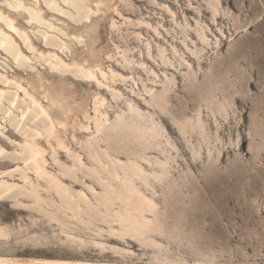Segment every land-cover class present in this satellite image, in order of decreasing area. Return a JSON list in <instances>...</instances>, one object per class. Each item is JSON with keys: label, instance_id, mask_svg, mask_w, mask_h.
<instances>
[{"label": "rangeland", "instance_id": "rangeland-1", "mask_svg": "<svg viewBox=\"0 0 264 264\" xmlns=\"http://www.w3.org/2000/svg\"><path fill=\"white\" fill-rule=\"evenodd\" d=\"M56 1L64 9L73 11L62 0ZM88 1L94 13L91 21L84 24L51 10L44 0L24 1L64 32L48 29L66 42L68 49L62 51L57 45L46 43L40 32L44 26L31 21L26 10L11 8L0 0V10L10 16L20 30L28 32L34 47L30 49L0 19V28L11 34L30 58L21 65L0 47V73L14 80L11 85L0 80V88L7 91L0 99V148L5 150L4 153L0 150V180L27 188L29 185L24 177L27 171L34 183L42 185L40 189L45 188L41 193L50 202L44 211L25 195L15 196L11 192L0 198V226L7 233L0 236V260L3 264H264V0H219L221 11L227 13L218 16L225 37L211 20L208 0H156L169 4L180 23L186 18L193 26L195 18L199 17L195 10L198 8L202 21L211 29L207 31L211 45L201 53L200 67L181 42L183 34H177L173 40L171 35L164 33L170 43L178 45L191 66H183L180 71L167 67V75L174 77L177 84L162 109L144 101L145 97L149 100L150 97L143 84L160 90L164 79V67L158 66L144 52L147 40L154 51L157 42L168 49L169 42L140 22L146 20L156 26L160 21L172 30L176 26L171 15L149 0H129L134 7L128 0ZM75 36H80L82 42ZM191 38L197 41L192 31L189 32L190 45ZM124 51L135 60L146 61L160 77L148 76L141 68L124 67ZM51 52L58 53L68 66L54 68L48 59ZM75 64L94 67L102 83L75 75ZM100 67L109 75L114 70L127 79L112 83L103 78ZM191 69L198 72L197 79L190 76ZM108 84L121 91L122 98H114ZM17 86H22L29 94L25 95ZM16 92L21 96L17 104L20 108L10 103ZM31 97L46 107L51 118L43 117L37 123L43 127L52 121L54 134L43 130L42 135L31 137L27 131L30 126L34 127L33 122L27 121L25 128L10 122L6 111L11 109L19 119L22 110L33 108ZM100 98L107 100L102 110H107L111 120H115V114L128 112L126 101H132L146 113L152 112L165 130L161 145L144 151L152 162L158 158L167 161L169 175L161 182L151 179L149 186L135 181L137 187L158 205L157 216L146 212L154 225L147 236L141 237L115 221L122 214L123 205L120 200L114 201L116 205L108 203L101 196L104 184L111 182L114 187H123L102 171L84 148L89 138L96 134L95 106ZM199 112L206 123L207 135L198 129L183 132L181 125L188 118L195 119ZM113 137L110 133L109 144L101 142L102 149L112 148L110 157L102 160L108 168L112 167L108 170H113L109 161L114 157L115 161L120 159L123 163L140 161L148 172L154 171L153 166L133 154V151H142L137 141L125 137L123 143L118 135ZM29 140L37 141L47 159V169L52 174L57 173L55 177L65 187L72 188H69L70 195L75 201L83 194L84 199L91 201L92 209H96L93 212L82 203L88 219L84 214L81 220L70 211L65 212L59 206V194L55 190L48 191L49 187L41 183L43 180L37 182L32 169H27L25 161L19 158L23 150L19 144ZM76 155L83 157L82 164L75 160ZM67 165L71 167L66 170ZM94 167L100 170L104 181L95 177L98 175Z\"/></svg>", "mask_w": 264, "mask_h": 264}, {"label": "bare ground", "instance_id": "bare-ground-1", "mask_svg": "<svg viewBox=\"0 0 264 264\" xmlns=\"http://www.w3.org/2000/svg\"><path fill=\"white\" fill-rule=\"evenodd\" d=\"M24 1L25 0H4V2L8 6H10L11 8H15V9L16 8H23L24 10H26L28 12L29 18L31 21H36L39 25L44 26L45 29L40 30V32L42 33V35H43V37H44V39L48 45H50V44L57 45L60 48V50H62V51H64V48L68 49L65 41L58 39L54 34H51L50 31L48 30V29H50L52 31H56V30H59L58 27H56L53 22L45 19L44 15H42L40 10H38L36 8L28 7ZM44 1H45L46 5L51 10L68 16L69 18H71V20H74L78 24H84L85 22L86 23L90 22L92 19V15L94 13V10L90 7L88 0H62L64 3H66L68 5V7H72L73 11L64 9V7L61 6V4L59 2H57L56 0H44ZM149 1L151 3L160 5V7L163 9V11L169 13L171 15V18H172L171 20L175 24L176 28H173L172 30H170L160 21L155 26L151 22H148L146 20H142L140 22V25H145L148 29L153 30L154 33L159 38H162L166 42H169V40L166 38L164 33H166L167 35H171L173 40H175L177 34H179V33L183 34L184 38L181 40V42L183 43L185 49L188 50V52L194 58H196L198 60V64L200 67L201 66V59H202L201 53H203V51L206 49L205 47H209L211 45L209 37L207 35V31L211 30V29L208 26V24H205L202 21L201 14H200V11L198 10V8H196L195 10L198 11L199 17L195 18V26H193L189 23V21L186 18H185L184 23H180L176 17L177 16L176 12L170 7L169 4L159 3L156 0H149ZM127 2L130 4V6L134 7V4L131 1L128 0ZM219 4H220L219 0H208L207 5L209 6V9L211 11V20L213 21V24H215L218 31L225 37L226 32L220 26V23L218 21V16L219 15L220 16H226L227 13L225 11H223V12L221 11ZM0 19L3 20V22L10 29L15 31L30 49H34L32 43L30 41L29 35L27 34L28 32L20 30L16 26V23L14 22V20L10 16L5 15L1 10H0ZM177 28L180 29V31H178ZM236 29H238V28H236ZM190 31L194 32L195 35L197 36V41L193 40L192 38L190 39V42L192 45H190L188 43ZM60 32L64 34V32L62 30ZM75 38L80 43L82 42L80 36H75ZM53 41H55V44L53 43ZM200 45H202V46L199 47ZM169 46H170V48L168 49L167 46H165V44L157 42L156 43V50L154 51L151 42L149 40H147V42H146V51L144 52V54L146 53L147 57L152 59L158 66L164 67V69L162 70L164 79L161 81L162 82V85H161L162 88L160 90H158V89L155 90V88H153L151 86L149 87L147 84H143L144 91L150 97V100L148 99V97H145L144 101L148 105H150L154 108H157V107L159 109L164 108V106L168 102L170 91L173 90V86H176V84H177L176 79H174V77H169V75H167V71H166L167 67H171L176 71H180V68L183 66H188L189 68L191 66V62L186 59V57L184 56V53H182L180 51V49L178 48V45L169 42ZM0 47H2L7 53H9L13 57V59L16 60L21 65L30 61V58L22 52L19 45L15 42L13 36L11 34H9L8 32H6L2 28H0ZM154 52H155V54H154ZM41 56H43V54H41ZM122 58L124 59V67H129L130 69L141 68L144 72H146V74L148 76L152 75L155 78L160 77L159 74L157 73L156 69H154L152 66H149L146 63V61H143V60L139 61L138 59H137L138 61L135 60L134 57H130L128 55L127 51H124ZM48 59L54 68L57 67V68L61 69L62 66H68V64H66V61H64V59L62 57H60V55L56 52H51L48 55ZM85 65L75 64L74 65L75 75H77L81 78L96 79L97 82L99 84H101L102 81H100L98 79V77L96 76V71L94 70V67L85 66ZM99 70H100L103 78L107 79V80L109 79L112 83L116 82L117 79H119L123 82H125L127 79L124 75L117 73V71L115 72L114 70L110 71L111 72L110 75H109V73L105 72L101 67L99 68ZM190 76L193 77L194 79H197L198 72L194 71V69H191V75ZM0 80L4 84H7V85H11L14 83L13 82L14 80L12 81L5 74H2V73H0ZM149 80H151L152 82L158 83V81L156 79L150 78ZM108 85H109L108 88L110 89L114 98H117V99L122 98L123 93L121 91H119L115 87H111L110 84H108ZM17 87L23 89L25 95L29 94V93H27V91L22 86H17ZM6 93H7V91L0 88V99L4 98L6 96ZM142 95L143 94H141V96ZM29 96H31V94ZM20 97L21 96H19V94L16 92L14 94V96L10 98V103L12 105H15V107L20 108V106L17 105V104H19ZM105 101H107L105 98H100L98 100V102L96 103V106H95V114L96 115L94 116L96 134L93 137L89 138V141L85 143L86 146L84 148H87L89 150V155H90L91 159L97 161V163L99 164V167L101 166L100 169H102V171L104 170L105 172H107L108 175L111 177V179L113 178L114 180L118 181L121 184V185H119V183H118L117 185H119L120 187L121 186L123 187L122 189L121 188L119 189L117 187H114L113 184H111V182L107 183V181H106L107 184H104V188H105L104 195L103 196L99 195L103 198V200L108 201V203H111V204L114 203L115 200H120L121 204L123 205V212L121 215L117 212V214H119V215L117 216V218H116L117 220H115V221L120 222V224L124 227V229L130 228V231H134L135 233L139 234L141 237L147 236L148 233H150L151 231L154 230V225H153V221L151 220L152 218L149 219L146 216V212H152L155 216H157V206L158 205L156 206V203L154 202V200L147 197L146 194H144V192H142L137 187L138 185H136L135 181L140 180L146 186L147 185L149 186L151 179H154V180L161 182L169 175L170 169H169L167 161H162V160H159V158H158L155 162H152L148 158L147 154H145V151H144V150L152 148L153 146L159 147L161 145V142H162L161 140L165 137V135H164L165 130L162 127V125L160 124V122L157 121L158 119L156 120L153 117V114H151L152 112L146 113L145 111L141 110L140 107L138 105H136V103H133L132 101H126V103L128 104V112H126V111L124 113L119 112L121 114H115V115H117V117L115 118V120H111L108 117L109 115L107 114V110H104V109L102 110V108L105 107ZM31 102L34 105L33 108L27 107V109L22 110V114L19 117V119H17L18 117H16L13 112H11V109L9 111H6L10 122L12 124H15V126L20 127V128H25L27 126V123H26L27 121L33 122L35 124L34 127L30 126L29 130L27 131L28 136H31V137H35L36 135H42L43 130L45 131L44 133H47L49 135L54 134L55 133L54 125H53L54 123L52 121L50 124L44 125L43 127L37 123V120H42L41 118H43V117H46L49 120L51 119L46 107L43 104H41L40 102H38L37 99H34L33 97H31ZM107 106H106V108H108ZM222 110L225 111V108L222 107ZM181 126H182L181 130H183V132H185L187 129H198L201 131V133L204 136L207 135L206 123H205L203 117L201 116L200 112L198 113V116L195 119L188 118L185 120V122ZM110 133H112V136H114V137L116 135H118L119 138L122 139L123 143H124L123 140L125 137H131L133 139V141H137L139 144V148H141L142 151H133L131 149L130 150L133 151V154L138 155L140 159L145 160L149 165L153 166L154 171L148 172V170L144 167V165L139 163L140 161L135 162V161L129 160L132 162L128 163L125 161L126 163H123L122 161H120V159L117 160L115 158L117 160V161H115L113 159L114 157L109 161L113 164V170L112 171L108 170V169H112V167L108 168L109 165L106 166L105 163H102V160H103V157H105V156L110 157L109 153H110V150H112V148L110 146H108L106 150H104V148L102 149L101 142H104V143L106 142L107 144H109L108 140H109V134ZM113 133H115L116 135L115 134L113 135ZM167 141H168V139H167ZM118 144H120V142ZM126 144H128V143H126ZM126 144H124V145H126ZM19 145H21L22 149H23L22 152L19 153V158L21 160L25 161V164L27 165V169H29V167H30V169H32V171L34 172V174L37 178V182H39L38 180H43V181H41V183L43 182L44 184H46V186L49 187V188H47L44 185L48 191L55 190V192H57V194H59L58 195L60 197V198H58V199H60L59 206H61V208L65 212L70 211L71 215L74 214L73 216L77 217V219L78 218L81 219L82 214L85 215V213L87 211V210H84L82 208V203H84L83 206H87V208L90 211L92 210V212H93L96 210L95 207H94L95 210L92 209L93 205L90 204L91 203L90 200L83 198L84 194H83V197L81 196L82 198L79 197L80 198L79 201H75L73 199V197L70 195V194H72V193H70L71 191L69 189L71 187H69V188H67L68 186L65 187L66 185L64 186L63 182L60 179H58L57 176L55 177V175L57 173L52 174L47 169V167H46V160L47 159L45 158L44 151L38 145L36 140H32V141L29 140V141H26L24 144H19ZM128 145L130 146L131 143ZM136 145H137V143H136ZM0 150L2 153L5 152V150L2 148H0ZM68 151H70V150H68ZM131 155L132 154H130L129 156H131ZM70 157H72V155ZM74 157H75V160H78L82 164V162L80 160H82L81 158H83V157H80V155H76ZM73 163H76V162H73ZM97 163H96V165H97ZM83 164H85V163H83ZM63 167H64V165H63ZM66 167H71V166L67 165V166H65V169H66ZM77 167H79V166H77ZM76 168H74V169H76ZM94 168H96V167H94ZM62 169H64V168H62ZM80 170H82V168ZM89 170H90V168H89ZM120 170L123 172V173H121L122 175L119 172ZM90 171H92V170H90ZM94 171L98 175L95 177H99L100 179H103L100 176V173H99L100 170L99 169L96 168ZM66 173H68V172H66ZM71 173H73V171ZM2 174H3V172H2ZM74 174H75V172H74ZM94 174H92V175H94ZM76 175H78V174L76 173ZM24 177L26 178L25 182L27 183V184L26 183L25 184L29 185L30 188H28L29 186L27 188L25 186L19 187V185L16 183L9 182L8 180H5V179H1L0 180V198L7 196L11 192H14L15 196H17V195H21V196L23 195L24 196L25 195L28 198L30 197L31 199H33L34 203L36 205H38L41 210L46 211L47 210L46 205L48 206L50 204V202L47 200L48 197L45 199L41 193V190H45V188L40 189V186H42V185L40 183H38V184L34 183V181L31 179L32 177H30V175L27 174V171H25ZM104 178H106V177H104ZM103 181H104V179H103ZM114 185H116V184H114ZM52 192H54V191H52ZM94 195H95V193H94ZM95 196H97V195H95ZM101 197H100V199H101ZM105 201H103V202H105ZM98 202L99 201H97V203ZM101 202H102V199H101ZM115 203L118 204L117 201ZM102 205H104V203ZM105 205H107V204H105ZM114 207H116V206H114ZM96 208H99V207H96ZM101 208H103V206ZM106 208L107 207H105V209ZM98 210L99 209H97V211ZM64 211H62V212H64ZM108 211H110V210H108ZM108 211H106V212L108 213ZM50 212H52V211H50ZM53 212H54V210H53ZM100 213L101 212H99V214ZM111 214H113V213H111ZM86 216L88 217V215H85V217ZM96 218H98V216H96ZM75 219H74V221H79V220H75ZM81 220H80V222H81ZM90 220H93V219H90ZM99 220H101V219H99ZM86 223L85 224L87 226H89L91 224L90 221H89L90 224H88V222H86ZM117 224H115V225L117 226ZM77 225H79V224H77ZM92 225H94V224H91V226ZM124 231L126 232V230H124ZM130 231H128L129 234H131V236H133L134 234L131 233ZM128 232H126V233H128ZM116 233H118V232H116ZM6 234L7 233L5 232V229H2L0 226V236H4ZM143 239H144V237H143ZM203 263H204V261H203ZM0 264H3V261L0 260ZM53 264H91V263H82V262H78V263H72V262L56 263L55 262Z\"/></svg>", "mask_w": 264, "mask_h": 264}]
</instances>
